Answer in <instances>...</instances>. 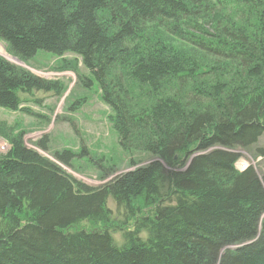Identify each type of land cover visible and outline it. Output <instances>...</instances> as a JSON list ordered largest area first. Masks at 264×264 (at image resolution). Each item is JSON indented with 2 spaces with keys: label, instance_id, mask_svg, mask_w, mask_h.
Instances as JSON below:
<instances>
[{
  "label": "trees",
  "instance_id": "trees-1",
  "mask_svg": "<svg viewBox=\"0 0 264 264\" xmlns=\"http://www.w3.org/2000/svg\"><path fill=\"white\" fill-rule=\"evenodd\" d=\"M0 41L96 81L120 148L149 158L89 187L0 121V264H264V188L235 168L264 135V0H0ZM35 91L64 86L0 56V107L32 114Z\"/></svg>",
  "mask_w": 264,
  "mask_h": 264
},
{
  "label": "rangeland",
  "instance_id": "rangeland-1",
  "mask_svg": "<svg viewBox=\"0 0 264 264\" xmlns=\"http://www.w3.org/2000/svg\"><path fill=\"white\" fill-rule=\"evenodd\" d=\"M0 56L13 65L26 69L36 76L60 81L64 86L61 95L35 91L32 96H24L27 102L23 104L32 114L14 112L0 107V121L12 125L19 123L24 130V143L41 156L55 162L66 173L89 187H98L110 181L113 177L145 165L149 158L137 154L128 156L119 146L117 136L107 120L109 108L101 101L100 91L96 81L81 83L77 74L72 70H61L60 59L47 52L39 51L26 63L7 53L5 45L0 41ZM62 58L72 59L73 54H65ZM78 71L84 77L88 76L87 69L78 61ZM75 102L73 109L69 108ZM45 139L47 150L37 144ZM8 144L0 139V153L8 150ZM83 149L80 154L79 148ZM256 147L264 148V135L258 143L248 149L237 150L239 159L235 162L238 171L252 167L264 188V155L255 152ZM69 149L76 154L71 167L59 163L53 156L55 151ZM109 165L116 172L106 179L100 177L99 165ZM108 207L117 216L116 205L108 200ZM122 233L113 234L118 245L122 242ZM145 236V233L142 234Z\"/></svg>",
  "mask_w": 264,
  "mask_h": 264
}]
</instances>
